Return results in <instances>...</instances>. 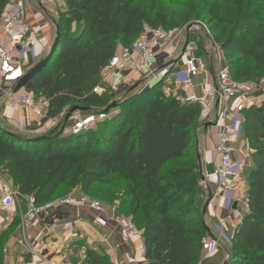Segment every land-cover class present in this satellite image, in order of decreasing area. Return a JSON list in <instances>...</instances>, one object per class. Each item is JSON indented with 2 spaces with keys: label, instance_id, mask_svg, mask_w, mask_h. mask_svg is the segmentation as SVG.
<instances>
[{
  "label": "trees",
  "instance_id": "16d2710c",
  "mask_svg": "<svg viewBox=\"0 0 264 264\" xmlns=\"http://www.w3.org/2000/svg\"><path fill=\"white\" fill-rule=\"evenodd\" d=\"M11 1L0 0V14ZM174 1L65 0L66 9L58 12V46L32 80L35 93L49 101L53 120L73 106L99 114L117 105L73 135H63L65 122L31 138L0 126V165L22 196H33L41 206L78 189L93 200L117 203L142 233L144 264H200L201 241L209 235L199 208L195 136L201 113L196 104L166 94L165 78L116 100L92 94L117 46H132L145 26L169 33L206 21L234 80L264 78V0H230L225 17L203 0L170 11ZM243 118V139L252 150L247 212L231 235L227 264H264V100ZM82 249L72 264H111L102 251Z\"/></svg>",
  "mask_w": 264,
  "mask_h": 264
},
{
  "label": "built area",
  "instance_id": "2783aa9c",
  "mask_svg": "<svg viewBox=\"0 0 264 264\" xmlns=\"http://www.w3.org/2000/svg\"><path fill=\"white\" fill-rule=\"evenodd\" d=\"M50 2L60 11L66 9L65 0ZM198 28L215 50V44L208 38L210 34L206 27L198 24ZM179 41L178 35L172 36L162 29L145 26L132 46H117L114 56L101 73V81L92 89V94H101L104 83L109 86L110 92L123 96L135 86V80L138 81L141 77L148 80L149 84L159 78H171L174 87L169 88L166 84L163 89L166 94L180 96L184 103L196 104L201 114L213 113L216 122H219L214 149L220 161L214 168L217 179L214 198L225 199L226 206L232 208V201L240 202L241 197L246 194L247 182L244 173L248 168L247 158L252 153L243 139V114L264 100V78L257 81H236L230 76L228 68H220L215 80L210 82L205 77L200 92L195 93L192 90L193 81L200 75H207V57L189 54L184 60L182 70L169 69L167 65L179 51ZM51 42L52 40L41 34V28H32L27 24L22 1L8 4L0 14V97L7 96L9 115L23 114L25 121L34 123L39 130L51 121L49 101L36 94L34 87H23L15 94L12 89L38 64L42 59L40 54L45 55ZM188 51L190 47L185 45L184 52ZM144 83V80H139L137 84ZM6 84L10 86L8 92L4 87ZM103 119V114L76 113L68 121L70 125L67 122L61 131L63 135L77 134ZM232 197L235 198L231 200ZM61 209H87L97 213L95 225L103 229L109 222L112 223L119 230L121 242L132 245L134 252L143 260L136 261L135 264H144L142 233L130 218L117 215L114 204L100 203L83 194H71L38 206L33 196L20 194L7 170L0 165V213L16 210L19 214L22 242L33 261L32 264H58L53 260L56 253L31 246L26 240L25 232L34 221L42 220ZM4 224L5 221L0 217V231L4 229ZM76 224L75 221L66 222L65 228L72 231ZM224 228L220 224L218 233L203 238L200 264L216 254L222 241L230 243L231 237L225 233Z\"/></svg>",
  "mask_w": 264,
  "mask_h": 264
},
{
  "label": "crops",
  "instance_id": "0c3cea01",
  "mask_svg": "<svg viewBox=\"0 0 264 264\" xmlns=\"http://www.w3.org/2000/svg\"><path fill=\"white\" fill-rule=\"evenodd\" d=\"M36 2L40 13L38 14V12L33 10V12H30L28 16L26 14V22L32 28H41V34L45 35L50 40H53L56 34V26L58 21V13L55 14L53 12L55 6L52 2H50V0H36ZM49 20L53 25V28L48 25L50 24L48 22ZM193 33L192 35H189L188 39L185 38V45L190 47V51L184 52L183 47L177 52L173 61L175 59L178 60H176L175 64L172 66V70H182L184 68V60L189 54L196 57H207V75H200L193 81L192 90L195 93H199L201 84L205 80V77L210 82L215 80L218 72L217 61H219L220 51L218 52L216 50L214 53L213 47L210 44V46L207 48L205 45H203L204 43H200L197 32H195L194 35ZM40 55L41 58L46 56L43 53ZM0 106L2 109L3 106L1 104ZM3 108L4 112L0 114V119H3L4 122H6V120H8V122L14 120L15 122L9 124L14 125V128L20 130V127L24 123L23 120L25 121V116L23 114L17 113L9 115L8 106L6 105V107L4 106ZM58 119L59 117L55 118V121ZM200 120L201 126L197 129L195 137H197V133L199 131H204L205 133L200 138V140H198L196 152L199 153L201 158L203 180L200 181V188L208 196L206 201H209L206 215L202 219L209 235H215L219 231L220 224H222L226 229H228L229 226L232 229V227L239 225L244 214L247 212V208L245 203V195L241 197L240 202L235 203L232 201L233 206L230 208L231 211L229 213L227 212V201L221 198H214V193L217 187V179L214 176V168L219 164L220 161V157L218 154H216L214 149L218 132L217 126L219 125V122H216L213 113L201 114ZM205 124H208V127L203 129ZM68 125H70V123ZM48 127L49 125L41 130H38L42 134H45L46 129L53 130L56 126H54L52 129ZM20 132L21 131L17 132V134L21 135L24 133ZM36 132L38 133V131ZM12 134L15 135L14 133ZM70 194L79 195L82 193L78 189H74ZM209 196H211L210 200ZM234 198L235 197H232L231 200ZM202 199L203 195H201L199 198V204L201 203ZM114 205L117 208V215L125 218L128 217L119 211L117 203H114ZM97 216V213L87 209H81L78 211L66 209L64 211H59L58 214L55 215L50 214L42 220L34 221L30 224V226H28V228H26V240L33 247H36L40 250L44 249L50 251V253H56L53 260L58 264H66L71 255H81L84 251L82 246H85L87 249L93 251H102L107 255L111 264H135L136 261H143L134 252L132 245L121 242L119 230L112 223L109 222L103 229L96 226L94 220ZM0 217L3 221H5L3 230H7L10 225L15 224L16 218H18L19 221L14 232H12L8 237L10 241L7 246L9 247V254L7 255L8 261L6 264H32L33 261L26 252L22 242L23 237L20 231L21 218L19 214L17 215V211L2 212L0 213ZM234 220H237L236 225L233 224ZM69 221H75L77 223L72 231H69L65 228L66 222ZM224 246L220 245L216 254L213 255L208 261L201 264H223L229 251V247L226 248Z\"/></svg>",
  "mask_w": 264,
  "mask_h": 264
},
{
  "label": "rangeland",
  "instance_id": "374dc122",
  "mask_svg": "<svg viewBox=\"0 0 264 264\" xmlns=\"http://www.w3.org/2000/svg\"><path fill=\"white\" fill-rule=\"evenodd\" d=\"M19 1H22L23 2L24 9H25V15L27 14V16H28L30 14V12H33V10L35 12H38V14L40 13V10L38 8V5H37L36 0H12L11 1V4H15V3L19 2ZM200 2H202V1L201 0H175L174 2H171L169 6L167 5V7H168V9L170 11L176 10L175 8H177V6H179V7L180 6H184L186 8H195ZM203 3H206L207 6L209 7L208 9H210L211 11H213V13H215L217 15H220L222 17H225L227 15L226 13L227 12L229 13V11L232 9V7L229 5L230 0H223V2L217 1V0H203ZM53 10H54L53 12L55 14H57L59 12V9H58L57 6H55ZM208 18L209 17L207 16L206 17V20H208ZM48 22L50 23L48 25L51 28H53V25L51 24L50 20ZM191 24H197V25H194V27L191 29V31L189 33L192 35L193 32L194 33L197 32V35H198V38H199L200 43L201 44L204 43L203 45H205L208 48V46H210L211 44L208 41V39L204 36V34L200 30V28H198V24H201V25L205 26L206 29L208 28L207 29L208 31L210 29V26L206 24V21L202 22L200 20L192 21V22L189 23V25H191ZM189 25H185L184 27L179 28L177 30L168 31L172 36L173 35H178V41L180 40L179 41L180 42L179 43V50H181L185 46V44H186V42H185V38H186V34H187L186 33V29H187V27ZM194 33H193V35H194ZM208 38H211V34L209 35ZM216 50L219 52V46L218 45H215V50L213 49V52L215 53ZM48 52H49V50H47V52L45 53V55ZM219 54H220L219 61H217L218 62V69H220V68H228V60H227V58L223 56V54L221 53V51H220ZM27 69H29V68H27ZM139 80H144L145 81V83L142 84V86H147L149 84L148 83V80H145L143 77H141L140 79H138V81ZM100 81H101V78H100ZM138 81L135 80V85L138 83ZM165 83L167 84V87H169V88L174 87L173 81L171 80V78L166 79V82ZM139 85H141V84H139ZM4 87L6 88V91L7 92L10 91L9 84H6ZM101 87H102V90H101L102 91V95L101 96H103L104 99H107V100H109V99L113 100L114 99V100H116V99H119V98L122 97V95H118V94H114V93L110 92L109 86L106 83L102 84ZM0 104L3 107L4 106L6 107V105L8 106L9 100H8V98H7L6 95H3V96L0 97ZM3 107L1 109V106H0V114H2L4 112V108ZM67 112H68V108L66 110H64L60 116H58L59 117L58 120L55 121V119L54 120L51 119L50 123L47 124L46 126L49 125L48 128H51L52 129L54 126H57L58 124L64 122V117H65V115H66ZM0 118H1V115H0ZM12 122H15V121L13 120L11 122H8V120H6V122H4L3 119H0V126H1V128H3L6 132H8L10 134L14 133L15 135H18L17 132H19V131L24 132L21 135L24 136V137H27V138H31L33 136V133H37L36 131H38L39 134L41 133V132H39L37 126L34 125V123H28V121H24L23 120L24 123L20 127V130H19L17 128H14V125L9 124V123H12ZM69 122H70V120H69ZM31 130L32 131L35 130V131L33 133H31L30 132ZM49 130L50 129H46L45 133H47ZM204 133H205L204 131H199L197 133V137H195L196 145L198 143V140H200V138L204 135ZM241 147H242V145H241ZM249 160H250V156L247 158V165L248 166H249ZM244 177L246 179V171L244 173ZM12 183H13V181H12ZM201 193L203 195V199H202L201 203L199 204V208L202 211V208H203V206L205 204V201H206V199H207L208 196H207V194L205 192L202 191V189H201ZM69 195H71V194H68L67 196H69ZM96 201H99V200L96 199ZM99 202L100 203H104V202H101V201H99ZM104 204H106V203H104ZM64 210H66V209L56 210V211H54L52 213V215L58 214L59 211H64ZM230 211L231 210H230V208L228 206L227 207V212L229 213ZM17 215H18V213H17ZM201 216H202V214H201ZM236 223H237V220H234V223L233 224L236 225ZM237 226L238 225H236V227ZM224 230H225V233L227 232V235L229 237H231L234 228L232 227V229H231L230 226H229L228 229L224 228ZM13 231H14V229L11 232H13ZM8 232H10V230L7 231L5 229V230L0 231V264H6L7 261H8L7 255L9 254V247H7V246H8V243H9L10 240L5 235V233H8ZM222 242H221L222 243L221 246H224V244H225L224 247H226V248L230 247L229 243H227L225 241H222ZM77 257H78V254H74L73 256H71L67 260L66 264H72V261L75 260Z\"/></svg>",
  "mask_w": 264,
  "mask_h": 264
},
{
  "label": "water",
  "instance_id": "95a60500",
  "mask_svg": "<svg viewBox=\"0 0 264 264\" xmlns=\"http://www.w3.org/2000/svg\"><path fill=\"white\" fill-rule=\"evenodd\" d=\"M194 25H197V24H191L187 27L186 29V39H188L189 37V32L191 31V29L194 27ZM59 34H58V27L56 26V34H55V37L54 39L52 40L51 42V45H50V49H49V52L47 53V55L45 57H43L39 62L38 64H36V66L34 68H32L29 72H27L14 86H13V89H12V93L15 94L17 93L21 88L23 87H30V88H33V85H32V80L33 78L38 74L40 73L44 68L45 66L47 65V63L49 62V60L51 59V57L53 56V54L55 53L56 49H57V46H58V42H59ZM176 60L178 59H175L174 61L170 62L167 67L169 69H172V66L175 64ZM138 87V84H136L133 88H136ZM132 88V89H133ZM117 105V102H113L111 103L109 106H107L103 111H101L99 114H102L103 112H108L111 108H114L115 106ZM91 110L90 108H83V107H80V106H73L72 108H70L68 110V112L66 113L65 117H64V122L67 123L70 118L76 114V113H82V114H87V113H90ZM208 127V124H205L203 126V129H206ZM34 136H40L39 133H33ZM196 158H197V165H198V172H199V176H200V181L203 180V176H202V170H201V158H200V155L198 152H196ZM211 199V196H209V200ZM208 204H209V201L207 200L206 203L204 204L203 208H202V218L205 217L206 215V211H207V207H208ZM229 253H227L226 255V259L225 261L223 262V264H227L228 261H229Z\"/></svg>",
  "mask_w": 264,
  "mask_h": 264
}]
</instances>
